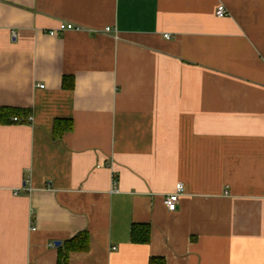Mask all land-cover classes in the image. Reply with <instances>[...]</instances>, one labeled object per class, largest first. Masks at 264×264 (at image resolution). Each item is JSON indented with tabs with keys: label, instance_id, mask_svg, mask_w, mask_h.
<instances>
[{
	"label": "crops",
	"instance_id": "0c3cea01",
	"mask_svg": "<svg viewBox=\"0 0 264 264\" xmlns=\"http://www.w3.org/2000/svg\"><path fill=\"white\" fill-rule=\"evenodd\" d=\"M0 106V264H264V0H0Z\"/></svg>",
	"mask_w": 264,
	"mask_h": 264
},
{
	"label": "trees",
	"instance_id": "16d2710c",
	"mask_svg": "<svg viewBox=\"0 0 264 264\" xmlns=\"http://www.w3.org/2000/svg\"><path fill=\"white\" fill-rule=\"evenodd\" d=\"M29 112L26 110H22L20 108H13V107H2L0 106V123H8L10 119L14 116L18 118H26L28 117ZM72 128V121L71 120H56L54 124V138L58 139L62 137V133L64 130H70ZM131 231L132 241L136 243H148L150 240L151 234V227L148 224H133ZM88 234L86 232H81L67 242L68 246L72 249H80L84 250L88 246ZM61 258H64L65 261L67 260V253L60 254L59 262ZM159 262V263H158ZM164 264L163 261H154L151 260V264Z\"/></svg>",
	"mask_w": 264,
	"mask_h": 264
},
{
	"label": "built area",
	"instance_id": "2783aa9c",
	"mask_svg": "<svg viewBox=\"0 0 264 264\" xmlns=\"http://www.w3.org/2000/svg\"><path fill=\"white\" fill-rule=\"evenodd\" d=\"M228 12L229 11L227 10L226 6L221 3V4H219V6H217L216 11H215V14L219 18H223V17H225V16L228 15ZM72 29H77V27L74 24H72V23H65V22H63V23L59 24V26H58L57 29L54 28V29L48 30V34L50 36H56V35L59 34V32H64V31L72 30ZM107 30L109 31V28H107ZM165 37L166 38H170V35L169 34H165ZM41 87H43V86H41ZM13 119L15 121H18L19 120L18 117H14ZM183 192H184V186L180 182V183H178L176 185L175 191L172 192V193H170V194H168L166 196V198H165L166 199L165 200L166 206L168 208H174L177 205V203L179 201V198L182 196Z\"/></svg>",
	"mask_w": 264,
	"mask_h": 264
},
{
	"label": "water",
	"instance_id": "95a60500",
	"mask_svg": "<svg viewBox=\"0 0 264 264\" xmlns=\"http://www.w3.org/2000/svg\"><path fill=\"white\" fill-rule=\"evenodd\" d=\"M56 243H58V244H59L60 242H56Z\"/></svg>",
	"mask_w": 264,
	"mask_h": 264
}]
</instances>
